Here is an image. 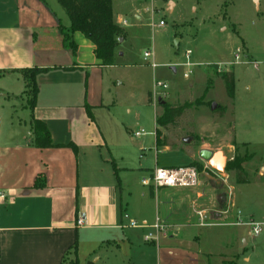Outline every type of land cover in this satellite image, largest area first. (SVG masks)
Listing matches in <instances>:
<instances>
[{"label": "crops", "instance_id": "crops-1", "mask_svg": "<svg viewBox=\"0 0 264 264\" xmlns=\"http://www.w3.org/2000/svg\"><path fill=\"white\" fill-rule=\"evenodd\" d=\"M61 26L69 28L71 21L57 0H0V264H64L75 247L79 264H98L111 251L130 255L141 242L155 244L159 259L167 249L170 258L199 263V248L188 244L197 241L198 229L238 226L222 223L239 217L235 193L231 214L216 220L210 215L217 200L211 188L144 186L146 165L134 161L131 137L153 133L138 139L139 130L127 126L131 111L119 90L124 81L113 73L123 65L122 46L114 65L103 66L96 46L80 32L73 53ZM35 69L40 71L32 102L23 72ZM19 102L27 121L16 119ZM34 120L45 123L53 147L35 144ZM155 120L156 152L170 151L160 144L157 115ZM5 126L11 131H3ZM203 148L182 166L199 162ZM83 214L86 221L78 226ZM157 216L167 225L158 243L145 241L151 229L129 227L132 220L152 226Z\"/></svg>", "mask_w": 264, "mask_h": 264}, {"label": "rangeland", "instance_id": "rangeland-1", "mask_svg": "<svg viewBox=\"0 0 264 264\" xmlns=\"http://www.w3.org/2000/svg\"><path fill=\"white\" fill-rule=\"evenodd\" d=\"M258 3L254 0H113L115 22L127 21L126 26L119 25L122 33L117 37L116 47L119 50L122 46L121 53H125L120 59L124 66L121 64L113 70L114 76L124 81L119 90L127 95V111H131L127 114V126L134 131L143 128L153 133L139 140L131 137L136 148L134 161L146 165L145 175L149 177L156 166H182L199 148L211 146L213 152L224 153L226 164L222 171L214 170L202 159L192 164L200 173V186L213 189L217 196L210 215L216 220L220 215H230L235 193L236 211H240L243 222L263 224L259 236H254L252 227L246 224L198 229L199 238L188 244L199 248L196 264H264V170L261 172L264 168V0ZM124 31L127 38L121 42ZM237 48L243 52L238 64L234 63ZM146 52L154 53L157 68L150 66L153 59L145 60ZM188 61L193 67H186ZM190 69L193 73L185 79L184 73ZM222 72L234 73V99L228 97L225 83L219 78ZM158 82L167 89L157 87ZM214 103L215 110L225 109L219 119L212 110ZM186 104L192 107L174 125L167 128L158 125L160 144L171 146V150L161 147L156 152V115L162 116L168 106ZM19 106L21 102L16 119L27 121ZM7 127L3 131H11ZM140 147L146 150L141 153ZM237 157L245 160L242 166L248 184H238L237 172L231 169ZM132 180L127 179V183ZM224 220L222 223L237 222ZM167 251L163 249L159 259L155 244L141 242L133 246L130 255L111 251L98 264L189 262L170 258ZM222 254L229 257L222 259ZM64 264H79V260L71 254Z\"/></svg>", "mask_w": 264, "mask_h": 264}, {"label": "trees", "instance_id": "trees-1", "mask_svg": "<svg viewBox=\"0 0 264 264\" xmlns=\"http://www.w3.org/2000/svg\"><path fill=\"white\" fill-rule=\"evenodd\" d=\"M58 4L66 12L71 21V26L65 28L61 26V33L64 37L65 45L76 53L74 34L82 33L96 46L97 58L103 66H113L115 62L116 47L118 45L117 37L122 33L120 27L114 22L113 0H57ZM40 70L24 71V77L27 80V93L32 102H35L37 95V85L35 77ZM226 87L227 95L230 99L235 98V77L232 72H222L219 74ZM192 107L186 104L180 107H166L162 116L157 118V124L167 128L174 125L184 112ZM224 107L215 110L214 114L218 117L225 112ZM34 142L40 148L53 147L49 130L45 123L38 120L33 121ZM159 138V131L157 132ZM244 159L237 157L231 164V169L237 172V183L248 184L247 173L243 169ZM193 166V165H192ZM77 248L75 247V256L77 257Z\"/></svg>", "mask_w": 264, "mask_h": 264}, {"label": "built area", "instance_id": "built-area-1", "mask_svg": "<svg viewBox=\"0 0 264 264\" xmlns=\"http://www.w3.org/2000/svg\"><path fill=\"white\" fill-rule=\"evenodd\" d=\"M123 26L127 25L126 21L122 22ZM161 25L163 26L164 23L162 22ZM192 55L191 51L188 52V60H190V56ZM243 57V52L241 48H237L234 52V63L238 64L241 62ZM145 60L153 59L150 62V66L152 68H157V64L154 60V53L152 52H146L144 54ZM187 68L193 67L190 61L186 64ZM193 71L190 69L186 73H184V78L189 79L192 75ZM157 87H162L164 89H167V86L165 84H162L161 82L157 83ZM147 135V132L144 129H140L136 133H134L135 138H141L143 136ZM144 186H150L152 185L156 189H194L197 188L200 185V173L198 169L195 166L192 165H186V166H179V167H173V168H165V167H155V169L151 172L150 176L147 179L143 180ZM1 198H4V195L0 194ZM239 217L237 218L236 225H249L253 229V235L259 236L263 232V224L250 221L247 223H244L243 220L240 217V212H238ZM201 220H204L205 217L200 214ZM86 221L85 214L81 215L78 218L77 225L82 226ZM129 227L131 228H146L151 229L152 231L149 232L146 237L145 241L147 242H159L158 234L164 233L167 230V225L164 224V222L161 220L160 217L157 216L155 224L152 226H148L147 224L139 225L136 221L132 220L129 223Z\"/></svg>", "mask_w": 264, "mask_h": 264}, {"label": "water", "instance_id": "water-1", "mask_svg": "<svg viewBox=\"0 0 264 264\" xmlns=\"http://www.w3.org/2000/svg\"><path fill=\"white\" fill-rule=\"evenodd\" d=\"M257 5H259L258 0H254ZM217 108V104H212V110ZM200 158L207 162L214 170L222 171L223 167H225L226 159L223 152H213L210 150H202L199 153Z\"/></svg>", "mask_w": 264, "mask_h": 264}]
</instances>
